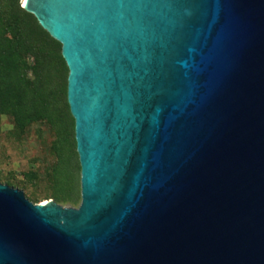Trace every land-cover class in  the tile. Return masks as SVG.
I'll list each match as a JSON object with an SVG mask.
<instances>
[{
	"label": "water",
	"instance_id": "obj_1",
	"mask_svg": "<svg viewBox=\"0 0 264 264\" xmlns=\"http://www.w3.org/2000/svg\"><path fill=\"white\" fill-rule=\"evenodd\" d=\"M61 45L80 205L0 183V264H264V0H21Z\"/></svg>",
	"mask_w": 264,
	"mask_h": 264
},
{
	"label": "trees",
	"instance_id": "obj_2",
	"mask_svg": "<svg viewBox=\"0 0 264 264\" xmlns=\"http://www.w3.org/2000/svg\"><path fill=\"white\" fill-rule=\"evenodd\" d=\"M67 77L60 43L21 0H0V115L12 117L20 130L41 120L58 126L68 137L72 168L78 173Z\"/></svg>",
	"mask_w": 264,
	"mask_h": 264
},
{
	"label": "rangeland",
	"instance_id": "obj_3",
	"mask_svg": "<svg viewBox=\"0 0 264 264\" xmlns=\"http://www.w3.org/2000/svg\"><path fill=\"white\" fill-rule=\"evenodd\" d=\"M68 137L41 120L20 130L0 115V183L23 191L34 204L80 205V171L72 168Z\"/></svg>",
	"mask_w": 264,
	"mask_h": 264
},
{
	"label": "bare ground",
	"instance_id": "obj_4",
	"mask_svg": "<svg viewBox=\"0 0 264 264\" xmlns=\"http://www.w3.org/2000/svg\"><path fill=\"white\" fill-rule=\"evenodd\" d=\"M22 1L24 2V0H22ZM44 203H46V202H44ZM44 203H43V204H44ZM43 204H41V205H43Z\"/></svg>",
	"mask_w": 264,
	"mask_h": 264
}]
</instances>
